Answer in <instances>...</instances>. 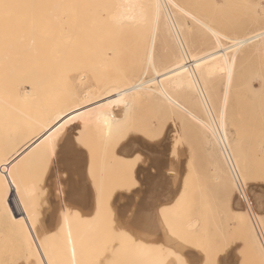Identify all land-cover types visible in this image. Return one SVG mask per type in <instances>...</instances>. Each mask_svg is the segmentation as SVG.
I'll use <instances>...</instances> for the list:
<instances>
[{
    "label": "rangeland",
    "instance_id": "obj_1",
    "mask_svg": "<svg viewBox=\"0 0 264 264\" xmlns=\"http://www.w3.org/2000/svg\"><path fill=\"white\" fill-rule=\"evenodd\" d=\"M175 1L181 8L166 1L169 6L162 10L160 23L164 32L158 35L155 47L159 70L173 64L180 52L178 39L166 31L170 26L168 11H172L174 23L181 28L183 43L195 54L213 50L218 41L193 16L231 38L251 36L264 29V0ZM164 23L168 24L166 29ZM221 38L225 47L230 46L227 52L232 59L236 50L231 47L234 41ZM241 49L234 62L235 72L225 108L229 140L235 147L232 146L234 159L245 179L252 176L246 184V199L240 200L238 207L237 197L228 194L235 187V177L226 161L216 164V159L209 155L211 142L205 137L213 141L212 134L189 113H182L176 107L170 109L167 101L152 91L124 96L117 106L110 105L113 103L110 101L73 116L76 123L73 131L64 122L55 123L53 114L58 102L67 105L70 101L79 104L100 99L115 86L140 76L146 65L145 54L139 57L128 51L68 56L56 68L59 80L44 84L40 95L31 96L27 114L9 120L14 126L9 123L11 128L7 127L6 131L9 129L10 133L0 132V138H9L6 146L0 145V264H43L45 260L48 264H93L102 245L118 249L113 257L115 264H167L168 258L154 246L142 249L136 240L112 243L107 219L109 191L113 192L111 208L117 216L132 215L144 207L163 210L172 229L187 241L189 255L197 248L204 250L197 252L201 264L225 261L264 264V227L253 221L259 215L264 222L261 212L264 208V35ZM54 71L50 69L48 74ZM154 76L150 69L145 79ZM208 76L206 87L212 113L205 108L198 92L184 96L175 93L205 120H210L211 114L219 117L224 103V75ZM38 122H44L40 135ZM127 123L135 124L140 133L159 131L161 138L151 142L138 134L132 138L135 142L131 150L114 155L111 146ZM69 133L88 145L85 157L89 159L95 182L83 170L69 175L58 169L54 172L52 165L45 164L46 150L53 143L58 145ZM37 135L41 136L40 140ZM32 136L38 139L29 142L24 153L3 162L2 157L16 152ZM145 145L147 155L134 161L133 150ZM218 152L220 156L222 152ZM160 175L165 182L160 183ZM10 180L15 184H9ZM73 183L75 188H71ZM57 185L60 186L58 197L54 195ZM53 199L67 208L65 220L53 219L50 212ZM33 216L38 228L30 227ZM52 232L58 234L51 235ZM224 234L232 243L226 252H219L216 241Z\"/></svg>",
    "mask_w": 264,
    "mask_h": 264
},
{
    "label": "bare ground",
    "instance_id": "obj_2",
    "mask_svg": "<svg viewBox=\"0 0 264 264\" xmlns=\"http://www.w3.org/2000/svg\"><path fill=\"white\" fill-rule=\"evenodd\" d=\"M166 1L180 7L175 0H0V132L2 131V135L7 127L9 129L12 127L9 120L14 116L27 114L26 106L31 96L40 95L44 84L55 83L59 80L60 76L57 74L56 68L66 62L68 56L100 55L102 53L105 55L124 51L139 57L145 54L146 65L140 76L131 81L128 80L126 84L115 86L107 91L105 96L97 100L88 99L87 102L79 104L70 101L68 104L66 103L67 105L58 102L53 114V121L58 124L64 122L69 131H73L75 123L73 116L88 112L105 103L113 102L110 105L117 106L122 102L124 96H136L152 91L165 99L170 109L176 107L180 108L182 113L184 111L189 113L203 125L206 132L212 134L213 141L207 135L205 137L211 142L209 155L216 159V164L220 165V162L226 161L230 171L227 169L224 171H229L236 179L240 171L232 151L234 146L229 140L231 137L227 131L229 128H227L228 120L226 123L225 108L228 96H230L229 90L232 75L235 72L234 62L237 53L241 48L252 43L254 39L263 36L264 29L251 36L231 38L188 12L215 35L218 41L213 50L204 54H195L193 51H189L188 46L183 43L181 28L174 23L172 11L171 13L168 11L166 17L170 26L166 31L178 39L180 52L179 58L173 64L167 69L159 70L155 47L158 35L164 32V27L161 26L163 23L160 21L162 10L166 9L167 5L169 6ZM165 25L168 26L164 23ZM221 37L231 38L234 41L231 47H236V50L232 59L229 58L227 52L230 46L225 47ZM50 69H55L56 73L54 71V73L48 74ZM150 69L156 76L145 79V75ZM217 74L218 76L224 75L225 79L223 109L219 117L209 114L210 120H205L196 110L184 105L175 93L181 92L184 96V94L188 95L194 91L198 92L205 108L212 113V107L208 101L210 94L206 87L208 80L206 75L217 76ZM60 75L62 74L60 73ZM155 84L158 86H150ZM181 93L180 95H182ZM181 112L179 113L182 114ZM40 123L37 128L39 135V130L44 127L42 126L44 122ZM9 129L6 132H9ZM5 135L8 134L5 133ZM37 136L29 137L26 142L21 140L22 143L24 142L23 145L21 144L22 146L19 145L21 148L1 159L10 160L18 153L19 155L24 153L29 142L35 141L34 138ZM7 137L0 138L1 146H6L9 143ZM134 142L133 140V144ZM131 149L132 147L126 151ZM219 150L222 152L221 157ZM162 175H160V183L165 182L162 180ZM240 200L239 198L235 199L237 207ZM256 217V219L253 217L254 223L264 227L262 218L259 215ZM250 225L253 227V224ZM261 235L259 234V236Z\"/></svg>",
    "mask_w": 264,
    "mask_h": 264
},
{
    "label": "snow or ice",
    "instance_id": "obj_3",
    "mask_svg": "<svg viewBox=\"0 0 264 264\" xmlns=\"http://www.w3.org/2000/svg\"><path fill=\"white\" fill-rule=\"evenodd\" d=\"M264 91V89H262ZM145 135V139L151 142L161 138L159 131L152 134L140 133L138 127L133 123H127L124 126L121 136L111 146L115 151L114 155L123 153L125 149L131 148L133 139L136 135ZM127 141V143H124ZM59 146V151H57ZM147 145L144 148H135L132 152V159L140 161L142 155H147ZM88 150V145L85 144L79 137H73L72 134L63 136L59 142L53 143L45 152L44 162L46 165H52L54 172L60 170L69 173L84 171L89 180L95 182V177L91 173L89 159L85 157V152ZM175 152V148H173ZM264 176V174H262ZM248 179H252L250 175ZM248 179H245L243 174H238L235 187L230 188L228 194H234L237 198L244 200L246 198V184ZM9 184H15V181H9ZM60 186L57 185L54 189V195L58 197ZM112 191L106 194L108 200L107 219L108 230L111 241L114 245L122 244L125 241L136 240L140 243L138 246L142 249L155 247L156 250L162 252L168 259L167 264H201L200 257L197 252L203 253V249L197 248L191 255L186 252L189 247L187 241L179 236L167 221L163 210L154 211L151 207H144L138 210L135 214H120L117 216L111 208ZM30 211L32 209H29ZM50 212L53 219L65 220L68 212L67 208L58 203V199H53L50 206ZM264 216V208L261 209ZM34 223L30 225L32 228H38L39 225L35 222V217H31ZM57 232H52L51 235H57ZM160 236L161 240H156L154 237ZM232 243L231 238L224 234L216 241V248L219 252H226ZM38 247H40L38 245ZM191 247L196 248L195 245ZM117 248H108L107 245H102L97 251L98 259L93 261V264H115L113 259L117 252ZM75 251H73V256ZM43 264H48L45 260ZM164 264V262H161ZM224 264H227L225 261Z\"/></svg>",
    "mask_w": 264,
    "mask_h": 264
},
{
    "label": "crops",
    "instance_id": "obj_4",
    "mask_svg": "<svg viewBox=\"0 0 264 264\" xmlns=\"http://www.w3.org/2000/svg\"><path fill=\"white\" fill-rule=\"evenodd\" d=\"M72 187L75 188V187H76V184L73 183V185L71 186V188H72ZM72 199H74V200L77 199L76 195H75V196H72ZM156 206H157V204H156ZM152 209H153V208H152ZM153 210H154V209H153Z\"/></svg>",
    "mask_w": 264,
    "mask_h": 264
}]
</instances>
